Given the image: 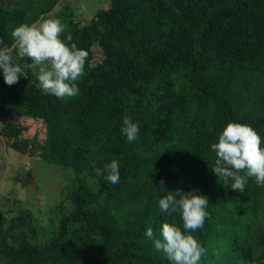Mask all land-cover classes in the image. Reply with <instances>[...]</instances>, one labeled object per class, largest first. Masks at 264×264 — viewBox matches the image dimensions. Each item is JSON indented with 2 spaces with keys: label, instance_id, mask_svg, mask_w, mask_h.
Segmentation results:
<instances>
[{
  "label": "trees",
  "instance_id": "obj_1",
  "mask_svg": "<svg viewBox=\"0 0 264 264\" xmlns=\"http://www.w3.org/2000/svg\"><path fill=\"white\" fill-rule=\"evenodd\" d=\"M60 1L0 0V40L11 46L14 27ZM70 14L54 13L62 38L89 55L112 41L110 55L88 64L79 95L67 100L44 94L31 71L9 86L0 70V119H40V158L69 167L77 182L54 227L34 225L28 212L17 232L0 227V261L169 264L145 233L151 227L160 238L165 222L183 230L179 212L158 206L179 190L209 200L203 228L192 233L206 249L201 264L264 262V186L249 178L241 193L219 182L210 147L228 121L264 141V0H109L88 22ZM124 116L139 125L133 143L120 131ZM112 159L117 184L96 174Z\"/></svg>",
  "mask_w": 264,
  "mask_h": 264
},
{
  "label": "clouds",
  "instance_id": "obj_2",
  "mask_svg": "<svg viewBox=\"0 0 264 264\" xmlns=\"http://www.w3.org/2000/svg\"><path fill=\"white\" fill-rule=\"evenodd\" d=\"M64 32L61 20L50 17L14 27L11 46L0 40V70L4 83L16 84L31 71L44 94L61 100L77 97L78 83L85 75L89 53L72 42L71 35L62 38ZM120 131L128 143H133L138 138L139 125L131 117L124 116ZM210 147L215 154L211 170L219 182H227L228 187L241 193L249 178L258 186H264V141L253 127L228 121ZM119 169V162L112 159L103 169H96V174L117 184ZM208 204L207 197L195 191L177 190L159 198L160 210L169 214L179 212L183 222V230L163 223L160 238H155L151 227L146 229L145 235L153 239L155 249L163 252L169 264H201L206 249L192 233L203 228L209 215ZM251 264L258 262L253 260Z\"/></svg>",
  "mask_w": 264,
  "mask_h": 264
},
{
  "label": "rangeland",
  "instance_id": "obj_3",
  "mask_svg": "<svg viewBox=\"0 0 264 264\" xmlns=\"http://www.w3.org/2000/svg\"><path fill=\"white\" fill-rule=\"evenodd\" d=\"M108 2L61 0L56 10L43 18H55L57 10L67 7L70 15L82 24L88 22L99 9L107 8ZM110 48L112 41L108 43L105 40L97 48L92 46L85 69L90 68L91 61L102 58L99 54L109 56ZM44 138L45 127L40 119L14 116L9 124L0 119V227L3 232H17L16 225L27 219L21 212L30 213L34 225L54 227L59 214L56 207L61 203L63 206L69 204L66 194L76 184V177L69 167L40 158L39 150ZM24 228L30 235L31 227L27 225ZM0 264L5 262L0 261Z\"/></svg>",
  "mask_w": 264,
  "mask_h": 264
}]
</instances>
